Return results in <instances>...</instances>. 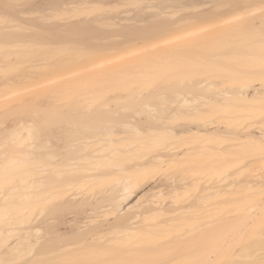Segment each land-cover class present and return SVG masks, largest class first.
I'll return each instance as SVG.
<instances>
[{"label": "bare ground", "instance_id": "6f19581e", "mask_svg": "<svg viewBox=\"0 0 264 264\" xmlns=\"http://www.w3.org/2000/svg\"><path fill=\"white\" fill-rule=\"evenodd\" d=\"M59 1H61L62 7L82 10L83 17L78 21L60 25L59 28L56 27V30L58 28L66 31L68 27H73V29L70 28L72 31L74 28L87 30L89 27L92 29V26L103 23H110L117 28L136 27L143 24L145 27L149 26L147 22L150 21V24L156 25L155 22L159 20L160 22L164 21L163 25L166 21L165 27L170 30L176 27L173 28L172 33L166 32L167 37L163 39L158 40L157 36L153 42L150 41L151 43L136 42L133 45L130 42L128 44L130 48L125 45L128 42L120 41L119 37H110L108 42L106 41L108 44L111 39H114L115 42L118 38L120 39L118 43L114 44L115 48L110 45L111 48L108 47L107 53V50L105 51L102 47L103 52L105 51L107 55L104 57L100 54L101 57L89 58L90 62L88 59L86 60L88 64H84L85 66H81V68L77 66L78 72L76 73L73 69L74 73L72 70L71 74L73 76L77 74L78 77H70L71 81L82 79L85 82H95L103 76L136 69L137 65V68H140L145 60L152 59L162 52H174L181 48L201 45L215 38L221 32L223 33L225 29L242 28L248 25L264 26V0H256L257 3L253 5L251 3L255 0H245V3L248 2L251 5L249 8L243 7L242 9L241 5L240 8L243 11L238 9L240 11L229 14L218 12L210 14L204 10L200 11L203 6L208 4L204 0H192L193 4L189 1L188 4L191 5L182 4L181 7L175 5L176 3L178 5L180 0H148L152 4L150 12L134 14L113 12L112 10H101L96 14L87 11V8L92 6L118 3L121 0H44L37 6V9L29 12L22 10L21 13L27 15L55 11L60 5ZM209 1L211 3L209 7H211L212 0ZM213 4H216L214 0ZM179 11L185 15L182 16L181 13H178ZM186 11L187 13H185ZM177 14H179V18L176 16L178 19H175ZM160 22H158V26L162 25ZM168 23L169 26L171 25L170 27L167 25ZM180 25L183 27H179ZM63 26L68 27H65V30L62 28ZM177 27L179 30H176ZM10 28L12 29V27ZM8 31L1 27L0 39L3 36L8 39L6 34ZM10 31L8 32L9 36ZM54 31L49 30V33ZM67 31L69 32V29ZM46 33L43 32V34ZM73 34H76V31ZM26 39L25 41H28L30 38ZM1 41L0 44H3ZM25 41H22L23 43L19 41L18 44L31 45ZM121 45L125 49H121ZM117 46H119V50L116 49ZM256 46V44L249 45L250 48ZM105 48L107 49V47ZM0 60L1 68L3 61ZM48 73L50 72L45 75H49ZM144 74H140V77H144ZM174 75L169 78L171 86L168 85L170 88L173 85L181 87L182 85L179 84L181 79L176 81L179 86H176L177 83H171L180 78L179 75ZM182 76L183 74L181 78ZM186 76L184 74L185 80L182 79L181 84L187 85L190 92L187 91V94L186 86H182L185 87V91L182 90V93L178 91L177 99H175L177 91L174 92L175 98L172 97L174 94L167 96L164 89H160L161 86L155 87V91L159 89L156 96L154 94L158 90L155 92L150 88L146 90L144 87H142L144 90L139 89L137 92L140 91V94L137 93V95L140 96H137L136 99L143 95L144 99L139 100L140 102L146 101L144 110L136 112L120 130H115L114 127L92 129V125L81 124L82 126H79L76 122L71 121H50L42 125L39 142L36 146L37 150L32 152L29 148L33 146L30 142L32 139L31 128L35 126V122L22 119L23 122L17 123L19 125L13 132L18 133H14L15 137L13 135L12 141L16 142L15 144L24 145L26 150L19 153V157H17L12 154L13 152H5L10 150V145L8 147L2 145L4 146L2 149V146L0 147V152L4 150L0 153V179L6 172L21 166L27 167L37 163L36 168L38 169H25L24 172L30 179L9 189H0V264H160V262L162 264H203L200 252L203 239L205 238V243H210L217 235V230L219 232L224 229L223 226H217L215 220L210 218L207 224L200 223L203 218L206 219L203 213L211 214L213 212V209L209 208L211 204L206 203L207 199L224 196L225 190L223 189L226 188L230 190L235 186L250 187L254 183H264V153H259V151L258 154L253 153L257 154L256 156H253L252 153V155H246L250 153L246 150L264 151V112L262 111L264 106L263 109L262 106H260L261 108L256 106L264 103V84L256 86L244 83L236 90H227L221 89L219 83L212 80L211 82L206 77ZM56 78L44 79L47 81L42 80L39 82L40 84L36 81L37 84H32L33 88L30 87L32 92L27 87L18 90V92H24L23 95H30V93L33 95V93L41 92L43 86L53 85L58 80ZM25 82L27 81H24V84L27 85ZM14 83L19 82H13L12 84L15 86ZM166 85L167 82L162 85L163 88L168 86ZM195 88L197 89L194 90ZM202 88L204 91L201 94L200 89ZM209 88H211L210 95L209 92L204 94ZM24 89L26 92L29 89L30 93H25ZM197 90L201 95L199 93L196 95ZM14 91L11 93L9 91L6 96L3 95L7 98L1 96L2 102L0 101V103L19 100L17 98L20 93L17 94V91ZM150 91L154 93L155 97L149 93ZM184 92L187 95H184ZM147 93L148 95H146ZM160 93L162 95L158 96ZM22 94L20 96H23ZM150 94L152 96L150 98H155L154 100L160 97L159 102H164V98L161 96L168 97L170 104L160 105L157 102L159 105H152L151 101L154 100L149 98ZM203 94L211 96L210 99L216 105L208 97V99L206 97L204 99ZM85 96L87 98L83 97V102L91 100L87 101L88 103L84 102L85 104L80 100L81 104L74 108L75 112L82 116L96 115L98 106L93 104L94 102L92 103L95 98ZM199 96H203V99H200ZM149 99L151 101L148 102ZM164 100L166 101V99ZM208 103L210 104L208 105ZM241 106H249L250 110L254 108L253 113L256 111L257 114L250 117L247 113L249 116L244 121H242L243 119L238 120L239 122L237 119H235L236 121L229 120L232 116L234 118ZM46 108L57 109L60 108V105L51 104ZM233 108L237 111L232 112ZM258 109H262L261 112L257 111ZM105 110L120 114L124 111V106L108 105ZM207 113L209 117H206ZM198 116L202 118H198ZM235 116L238 118L240 115ZM21 130H25V133ZM241 152H244L243 155L246 153L242 159ZM223 153L228 154L229 157L225 154L224 156ZM20 154L22 155L20 156ZM239 159L244 161L246 159V163L243 161L241 164L251 163V165L249 164L250 169L252 165L258 167H253L254 169L248 171L241 170L242 165L235 163L237 160L240 162ZM169 166L170 170H168ZM249 166L247 167L249 168ZM166 168L168 172L170 171L168 176L165 175L167 177L156 176V172H162V169L166 172ZM238 170L241 171L238 172ZM106 181H111L112 185L106 189H96ZM87 185L92 186L86 192L83 188ZM225 186L227 187L224 188ZM186 194L190 196L187 204L181 200ZM24 204L38 205L36 217L33 218L30 215L9 217L12 214L10 213L12 208L21 207ZM258 212L256 211V213ZM251 215L241 216L242 218L228 217L225 220V228L239 225L236 222L247 223L248 220L258 216L257 214L255 216L252 211ZM241 219L243 220L241 221ZM189 223L191 225L189 229H186L185 226ZM174 231L178 233L175 237H171ZM170 250L175 251V254L168 259L163 258L162 255ZM248 256L247 258H249ZM206 258L209 259L207 260L208 264H215L212 257L207 256ZM244 259L247 262V259ZM257 263L264 264V258Z\"/></svg>", "mask_w": 264, "mask_h": 264}, {"label": "rangeland", "instance_id": "374dc122", "mask_svg": "<svg viewBox=\"0 0 264 264\" xmlns=\"http://www.w3.org/2000/svg\"><path fill=\"white\" fill-rule=\"evenodd\" d=\"M42 1L44 0H1L0 1L1 2L0 3V14L3 13L0 15V16L3 15V17H0V26L2 28L4 27L5 29L9 31L11 30L13 32L12 33L10 31V36L8 33L9 31L6 33L7 37H9L8 38L9 40L6 39V36L5 37L3 36V38L0 39V41L2 40L1 43L3 42V44H0V57H1L0 59H2L3 61L2 67L0 68V83H1L0 84V97L1 96L4 97L3 95L6 96L9 93V91L11 93V91H14V90L17 91L16 92L17 94H19L20 92H18V90L20 91L26 87L30 89V90L27 89V92L24 89L25 93L28 94L29 91L30 92L33 91L31 89L33 87L31 86H33L32 84L35 85L36 81L37 83H39L40 81L44 79L49 80V78H52V77L56 78L58 76L60 77L64 76V77H61V79H58L60 77L56 78L61 81L56 80V82H54L53 85L43 86L41 92L39 91L37 93H33V95L30 92H29L30 95H23L22 93L24 92H22L20 94H22L23 96H20L19 94V97L17 98L19 100H13L7 103L6 102L0 103V122H2L0 125V128H1L0 147L2 145L7 146V147L10 145V147H12L13 149L9 147L10 150L8 151L6 150L5 152H8V153L13 152L12 154H14L17 157H19L18 156L19 153H22V151L26 149L24 145L15 144L16 142L14 143V141H12L13 135L15 137L14 133H18V132H13V130L17 127V125H19L17 123L20 121L23 122V120L25 121L32 120L35 122V126L31 128L32 139L30 142L33 144V146L29 148V150H32V152H36L37 150L36 146L38 145V142H39V135H40V131H41L43 124H46L47 122H50V121H63V122L71 121V122H76V124L79 126H82L84 124L92 125L93 126L92 129H96V128L107 129L110 127H114L115 130H120V128H122L124 123L131 120V117L136 112L144 110V103L146 104V101L143 100L142 102H140L139 100L141 98L144 99L143 95L141 98L136 99L138 96L137 93L140 94L139 93L140 91L137 92L139 89L144 90V88H146L147 90V88L148 89L150 88V90L152 89V91H155L154 90L156 89L155 87L161 86L162 88L160 89H164V91L168 94V95L166 94L167 96H172L175 91H177L175 92L176 94L178 93V91L182 93L183 92L182 90L185 89V87H182L185 84L184 85L183 83L181 84L182 79H184L183 78L184 74L185 76L190 75V76L206 77V79L208 78L209 81L212 80V81L217 82V84L219 83L221 89H227V90H236L239 88V86H241V84H244V83L254 84L256 86H260V84H262L261 86H263L264 84V53H263L264 52L263 51L264 50V43H263L264 26L263 25H259L257 27L248 25L242 28L225 29L223 33L221 32L215 38L209 41H206V43L204 42L201 45L194 46V47L192 46L190 48H181L174 52H162L154 56L152 59L145 60V62H143L142 64V67L140 65V68H137L138 67L137 65L136 69L135 68L128 69L122 73L103 76L98 81H95V82H85L82 79H74L71 81L69 79L70 77L71 78L78 77L77 74H75L74 76L71 74V71L73 69L77 73L79 70L78 68L79 66L81 68V66L82 67L85 66L84 64H88L86 62L87 59L89 61V58L92 59V57L93 58L101 57L99 56L100 54L103 56L107 55L105 51L107 50V53H108V49H109L108 47H110V45L114 47V44L118 43L120 39H121L120 41L122 42L123 41L128 42L127 44H125L127 45V47L130 42L133 45L136 42L140 44L144 42L151 43L153 42L154 39L157 38V36H158V40L163 39L164 37H167L166 34L167 33L170 34V32L172 33L173 28H176V27L172 26L173 28H171L172 30H170V28L168 29L167 27H165L167 22L165 21V24L163 25L162 22L164 21L160 22V20L155 22L156 25L150 24L149 23L150 21H149L147 22L149 26L145 24L147 25L145 27L143 24L140 26L137 25L138 27L137 26L136 27L134 26L124 27L123 26V27L117 28L110 23H103V24H99L98 26L95 25L96 27L92 26V29L91 27H89L91 30L89 28H87V30H81L80 28H74V31H76V34L72 35V33H74V31L71 30L73 29V27L71 28V27L65 26V27H68L67 30L69 29L70 34L65 29L64 26L62 28H64L66 31H63L62 29H58V28L60 25H65L67 22L78 21L81 17H83L82 16L83 12L82 10H74L72 8L68 9L67 7H62L61 1H59L60 5L58 6V9L55 11H51V12L49 11L46 13L44 12L43 14L42 13H33V14L29 13L27 15L26 14L22 15L23 14L21 13L22 10H25V11L27 10L28 12L33 11L37 9V6L40 5ZM189 1L190 3L193 4L192 0H184V1L180 0V2H178V5L177 3L175 5L180 6V7L182 6V4L191 5V4H188ZM208 1L209 0L207 1L204 0V2H207L209 4L210 1L209 2ZM244 1L245 0H214V3L216 2V4H213V0H212L213 7L212 6L209 7L211 3L209 5L206 4L200 9V11L203 12L204 10V12L207 11L210 14H217L216 12L222 13V14H226V13L229 14V13H235L236 11H240L243 9V7H245V9L249 8V6L257 3L256 0L255 1L253 0L254 2L252 3L250 2L251 5H249L248 2L245 3L246 1L245 2ZM242 2L244 3L242 4ZM246 4H248V7H246ZM151 5H152L151 2H149L148 0H121L118 3L113 2L112 4H106L103 6H97V5L92 6V7L87 8V11L94 12L95 14L101 10H112L113 12L131 13V14L142 13V12L146 13L147 11L150 10ZM240 6L242 7V9L240 8ZM180 11L178 12L179 14L183 12V11L181 12ZM210 11H212L213 13ZM185 13H187V11ZM179 14L175 15V19L179 18ZM183 14L184 13H181L182 16L185 15ZM176 16L178 18H176ZM158 22L162 23L164 29L162 25L159 24L158 26ZM151 23H154V22H151ZM167 25L169 26V23ZM10 27H12V29ZM56 27H58L57 30H56ZM179 27H183V26L180 25ZM43 29H46V30H43ZM49 30L50 31L52 30L54 32L49 33ZM59 30H62L63 32L62 31L59 32ZM176 30H179L178 27ZM46 31L48 32L46 33ZM43 32H45L46 34H43ZM26 34L30 36L29 38L31 40L28 38ZM164 34L165 36H162ZM15 35H18V36L16 37ZM112 36L113 37L115 36L114 38H116L117 36L120 39L118 38L117 42H115L114 39H111L109 40L110 43L108 44L107 40L110 37L112 38ZM25 39L26 40L29 39V40L25 41ZM4 40L5 41L7 40V41L5 42ZM21 40L25 41L26 43L29 42L31 43V45L30 44L25 45L24 43L25 46H23V44H20V43L18 44L19 41L23 43ZM251 44H256L257 46L250 48L251 46L249 47V45ZM119 46H117L116 49L119 50ZM100 47H101V50H102V47L105 49L104 51L105 54H103L104 53L103 50L102 51L100 50ZM105 47H107V49ZM123 47L124 46L120 48L125 49ZM97 51H101V52L99 53ZM82 61H85L86 63H83ZM0 66H1V63H0ZM74 70L72 71V73H74ZM140 71L144 72L145 74L141 73ZM47 72H50L48 73L49 75H45V73ZM139 72L140 74H144L145 76L140 77ZM57 74L59 75L57 76ZM171 74L172 75L175 74L176 76L179 75L178 77L180 78H178L177 80L175 79L174 77L175 75H174L173 78L175 79V81H172L171 83L173 82L177 83L178 80L181 79L179 81V84L182 85L181 87L177 83L176 86H179V87H175L173 85L170 88L171 85L169 84V78L172 76ZM182 74L183 76L181 78ZM33 80L34 82L32 83ZM47 80H44V81H47ZM24 81H27V82L29 81L28 83L25 82L28 86L24 84ZM13 82H19V83H14L16 88L12 84ZM166 82H167V85L169 84L170 86L166 85L167 87L164 86L163 88L162 85L166 84ZM21 83L24 85H22ZM185 86L187 90L186 91L184 90V91L188 94V92H190L188 91L190 88L189 87L187 88V85ZM214 87L216 88V86ZM203 88L200 89L201 94H202V91H204ZM196 89L197 88H195L194 90ZM210 89L211 88H209V90L206 91V93L204 94H207V92H209ZM157 90H156L157 92L155 91L156 92L155 94L153 92L151 93V91L149 93H151L152 96L155 97L156 94L159 93V89ZM164 91H160V92L163 93ZM185 92H184V95H187L185 94ZM161 93L158 94V96L162 95ZM192 93H189V94L191 95ZM198 93L199 95H201L199 90H197L196 95H198ZM151 94L149 95V98L152 97ZM176 94H174L172 97H174ZM85 95H87L88 98L90 97L93 99L95 98V100L92 101V103L94 102L93 104L98 106L96 109V113H97L96 115L92 114L93 116H82V115H79L77 112H75L74 108H76V106H79L81 104L80 100H82L83 97L85 99L86 97ZM146 95H148V93ZM146 95L144 94V96ZM190 95H188L189 98H190ZM209 95H210V92H209ZM209 95L208 96L204 95V99L205 97L206 98L208 97L210 99L211 96L209 97ZM177 96L179 97V94H177L176 98L175 97L174 98L177 99ZM2 97L0 99H2ZM161 97L166 99L167 102L164 99H163L164 102H159L160 97L156 99L158 101L154 100L155 98L154 99L150 98L151 100L156 101V103H153L154 101H151L150 99L147 101L148 102L151 101L152 105H155V104L156 105H159V104L166 105L168 102H170L168 97L167 98L164 96H161ZM172 97L171 99H174ZM202 97L199 96L200 99ZM4 98H7V97H4ZM199 101H202V100H199ZM235 101H236V98H235ZM157 102H159V104ZM234 103L235 102L233 101V105ZM51 104H58V106L60 105V108H57V109L46 108V106L51 105ZM209 104L210 103H208V105ZM213 104L216 105L215 102ZM236 104H238V102H236ZM108 105H111L114 107L124 106V111L121 112L120 114H115L113 112L106 111L105 108ZM256 106L258 108H261L260 106H262V109H263L264 103L263 105L261 103L260 105L258 104ZM231 107H234V106H231ZM241 107H239L240 109L238 108L240 110L239 111L240 113L237 112L235 114V115H240L238 116V118H236L237 116L234 115V118L232 116L231 119L229 118L228 119L232 121L237 119V122L241 121L242 119H243L242 121H244L245 119L248 118L249 115L250 117H252L256 113V111L255 113H253L255 110L253 107H252L253 110H250L251 108H249V106L247 107L241 106ZM234 109L235 108H233V110L231 111L232 112L237 111ZM261 110L258 109L257 111L261 112ZM262 111L264 112V110ZM227 112H230V111H227ZM208 113L206 117L208 116ZM199 117L200 116H198V118ZM224 120L226 119L224 118ZM21 131L25 133V130H21ZM4 146H2L1 149L4 148ZM246 151L248 152L250 151L249 154L245 153L246 155H252L253 153L258 154L259 151H260L259 153H262V152L264 153V151L257 150V149L256 150L255 149L246 150ZM243 153L242 152L240 153L241 159L245 155V154L243 155ZM224 154L226 155V153H223V155ZM254 154L253 156L257 155V154L256 155ZM21 155L22 154H20V156ZM259 155L261 157V154ZM230 156L232 158V154ZM243 161L244 160H240V162H238L237 160V162L235 163L236 164L239 163L240 165L241 162ZM245 161L244 163H246ZM243 164H241L242 166L240 165L241 166L240 169L248 171L250 169L249 164L251 165V163L248 164L247 162V164H244V165ZM37 165L38 164L35 163L34 165H29L27 167L21 166V167L12 169L9 172H6L4 174V177L0 179V189L2 190L9 189L10 187L14 185L21 184L25 180L30 179V177H28L25 174L24 170L25 169L32 170L33 168L37 170L38 169L36 168ZM247 166H249V168ZM256 166L257 165L255 166L252 165L250 170L256 168ZM168 170H170V166ZM168 170L165 172L162 169L161 170L162 172H156L157 173L156 176H159V178H165L168 176L167 174L170 172V171L168 172ZM173 170H171V173H173ZM241 170H238V172ZM263 184L254 183V185L250 187L249 186L244 187L241 185H240L241 187L235 186L233 187L234 190L232 188H230L229 190L228 188H226L227 186H225L224 188L226 189H223L225 190V194L223 193L224 196L222 195V197H213V198L207 199V202L205 200L206 203L211 204L209 208H212L213 212L211 211L212 212L211 214L203 213L206 219L203 218V220H201L200 223L202 225H205L207 224V222H209L210 219H213L215 220L217 226H223L224 229L220 230L219 232L217 230V235H215L214 240L212 241L213 243L210 242L211 244L205 243L206 240H204L205 238L203 239L202 246H200L201 247L200 248L201 259H202L201 262L203 264H208L207 260L209 259L206 258L207 256L212 257L215 260V264H237V263L238 264H244V263L245 264H251V263L258 264L257 262H259V260L264 258L263 257L264 256V216H263L264 215V185ZM111 185H112L111 181H106L103 183V185L97 187L96 189H102V188L106 189V187H110ZM91 186L92 185H87L83 189L86 190L87 192V189H90ZM189 197H190L189 194H186L181 198V200L183 201V203L187 204L189 202ZM204 209H207V208L204 207ZM251 211L252 213L255 214V216L256 214L258 216H256L253 219L248 220L247 223L242 221L243 219H241L242 221L241 223L236 222V224H239V225H236L232 228H225L226 226L225 220L228 217H232V218L239 217L240 218L241 216H247L248 214L249 216H252ZM256 211H259L260 213L258 212L259 213L258 214L256 213ZM10 213L12 214L9 217H21L23 215H30L31 217L34 218L38 214V205L32 204L29 206L28 204H24L21 207L12 208L10 210ZM14 223L15 221L13 222V224ZM190 225L191 224L189 223L188 225L185 226V228L189 229ZM177 233H178L177 231H174L171 234V237H175ZM212 248L214 249L210 251ZM174 254H175V251L170 250L164 253L162 257L165 259H168L169 257H172V255ZM247 256L249 258H247ZM242 257L246 258L247 262L245 259L243 260ZM241 260L243 261L241 262ZM160 264L162 263L160 262Z\"/></svg>", "mask_w": 264, "mask_h": 264}]
</instances>
